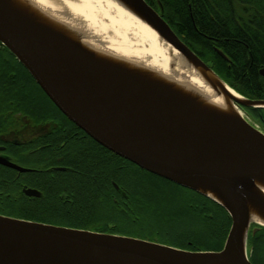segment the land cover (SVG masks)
Masks as SVG:
<instances>
[{
  "label": "water",
  "instance_id": "1",
  "mask_svg": "<svg viewBox=\"0 0 264 264\" xmlns=\"http://www.w3.org/2000/svg\"><path fill=\"white\" fill-rule=\"evenodd\" d=\"M117 1L243 114L264 109V100L243 97L196 55L164 19L162 7L156 11L145 0ZM15 3L0 0V44L58 110L115 155L220 205L232 224L221 251L192 252L0 215V264H252L249 238L264 228L250 217L252 208L264 217L259 191L264 188V132L245 115L213 111L198 96L139 65L100 56L73 28L58 25L49 15L17 9ZM260 75L264 78V68ZM0 164L28 171L2 159Z\"/></svg>",
  "mask_w": 264,
  "mask_h": 264
},
{
  "label": "trees",
  "instance_id": "2",
  "mask_svg": "<svg viewBox=\"0 0 264 264\" xmlns=\"http://www.w3.org/2000/svg\"><path fill=\"white\" fill-rule=\"evenodd\" d=\"M173 1L179 4L166 3L164 19L178 36L237 93L250 100H264V78L260 75L264 68V1L239 0L237 6L232 0ZM249 13L257 19L250 21ZM8 54L13 63L0 59V97L16 103L21 99L28 103L49 100L18 60ZM15 65L23 67L24 74H18ZM9 66L13 68L12 77L6 70ZM245 110L264 131V109ZM73 127L84 134L76 125ZM68 141L76 146L61 152L63 162L71 167L69 173H60L56 182L49 180L42 198L31 203L6 195L0 214L140 238L192 252L224 248L232 222L220 205L140 169L91 138L89 143L76 137H68ZM159 198L170 201L167 206L174 209L164 212L157 208ZM189 217L195 218L193 228L182 225ZM249 250L252 263L264 264V228L250 235Z\"/></svg>",
  "mask_w": 264,
  "mask_h": 264
},
{
  "label": "bare ground",
  "instance_id": "3",
  "mask_svg": "<svg viewBox=\"0 0 264 264\" xmlns=\"http://www.w3.org/2000/svg\"><path fill=\"white\" fill-rule=\"evenodd\" d=\"M15 6L27 8L32 14L49 15L58 25L77 32L89 29L82 41L100 56L130 61L198 96L213 111L244 117L230 100L212 90L175 49L117 0H16ZM259 191L264 195L263 187ZM250 217L252 222L264 225V217L257 210L252 208Z\"/></svg>",
  "mask_w": 264,
  "mask_h": 264
},
{
  "label": "flooded vegetation",
  "instance_id": "4",
  "mask_svg": "<svg viewBox=\"0 0 264 264\" xmlns=\"http://www.w3.org/2000/svg\"><path fill=\"white\" fill-rule=\"evenodd\" d=\"M145 1L156 11L161 7L165 9L166 3H178L173 0ZM232 1L235 6L239 5V0ZM248 15L250 21L257 19L253 13ZM8 53L10 52L0 47V59L13 63V58ZM15 66L18 74H24L23 67ZM6 70L12 77L13 68L9 66ZM2 75L3 69L0 68V81ZM73 126L74 124L45 98L34 100V103L21 99L16 103L3 95L0 97V159L28 170L20 172L0 164V206L6 195L11 197V200L27 203L41 199L43 188L49 180L56 182L60 178V173H69L71 167L65 165L63 162L65 157H61L62 151L71 150L68 137H76L84 143H89L90 138L82 130L84 134L75 130ZM115 187L119 188L117 185ZM26 190H36L40 195L29 196L25 193Z\"/></svg>",
  "mask_w": 264,
  "mask_h": 264
},
{
  "label": "rangeland",
  "instance_id": "5",
  "mask_svg": "<svg viewBox=\"0 0 264 264\" xmlns=\"http://www.w3.org/2000/svg\"><path fill=\"white\" fill-rule=\"evenodd\" d=\"M87 30V29H86ZM86 30H81V32H77L81 37H85V36H87L86 35ZM87 31H89V29L87 30ZM85 35V36H84ZM244 115L251 121V122H253L255 125H257V126H259L262 130H263V128L261 127L262 126V124L259 122V121H256V120H254L253 118H252V116H251V113L249 112V111H247V110H245L244 111ZM76 146H74V147H71L72 149L73 148H75ZM72 149H71V151H72ZM157 200H159L158 202H156L159 206H157V208H160L162 211H164V212H167L168 210L170 211V210H173L174 208L173 207H170V206H167V204H171L170 203V201H168V200H160V198L159 199H157ZM178 203V202H177ZM195 218H188V220L186 221V224H182V225H187L188 227H190V228H193V225L194 226H196V224H193V222H192V220H194ZM198 226H200V225H198ZM200 228H204L205 229V227H202V226H200ZM253 262H254V264H258L255 260H253Z\"/></svg>",
  "mask_w": 264,
  "mask_h": 264
},
{
  "label": "snow or ice",
  "instance_id": "6",
  "mask_svg": "<svg viewBox=\"0 0 264 264\" xmlns=\"http://www.w3.org/2000/svg\"><path fill=\"white\" fill-rule=\"evenodd\" d=\"M230 244H231V242L229 243V245H228V247H227V250L224 251V253H223L224 255H228V254H229V247H230Z\"/></svg>",
  "mask_w": 264,
  "mask_h": 264
}]
</instances>
